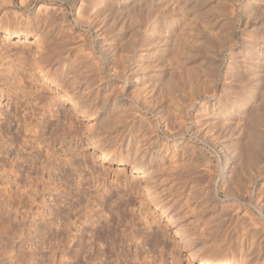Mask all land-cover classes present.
Here are the masks:
<instances>
[{"label": "rangeland", "instance_id": "1", "mask_svg": "<svg viewBox=\"0 0 264 264\" xmlns=\"http://www.w3.org/2000/svg\"><path fill=\"white\" fill-rule=\"evenodd\" d=\"M28 1L22 8L19 0L0 1V264H198V258L212 254L232 264H264V221L255 225L247 212L260 214L255 208L258 198L264 213V112L256 107H251L249 111L257 110L252 113L239 111L243 69L239 62L221 68L215 61L221 52L217 0H190L186 10L169 13L170 39L165 42V34L160 35V46L150 41V33L133 28L143 43L138 56L119 65L126 71L122 79L108 74V91L93 92L78 110L66 87L55 84L57 76L38 68L49 55L38 26L41 16L36 15L44 0ZM160 1L175 0H135V6L149 2L155 15ZM48 2L54 8L66 7L75 23L64 0ZM242 25L239 19L238 39ZM13 31L19 36L10 35ZM81 31L93 35L89 28ZM128 32L130 28L123 36ZM172 38L182 41L181 47L177 42L179 49ZM14 74L22 79L20 84ZM30 79L45 89L35 84L30 89ZM27 91L30 95H23ZM103 93L106 108L92 112ZM112 93L123 95L122 110L114 108ZM50 94L54 103L60 98L51 108L58 112L51 118L52 111L45 112L49 126L36 129L44 139L36 155L25 143L26 126L19 125L24 120L40 122L36 113L44 107L35 98ZM65 112L76 126L69 134ZM252 117L260 121L253 122L255 129L249 126ZM4 118H10V126L2 125ZM106 120L115 130L105 134L101 126ZM155 140L163 146L153 154H140L155 164L148 169L151 194V186L137 180L121 160L125 151L138 148L139 154L147 141ZM46 151L53 153L52 159ZM36 185L38 194L33 191ZM29 188L34 201L28 208ZM170 206L174 213L162 210Z\"/></svg>", "mask_w": 264, "mask_h": 264}, {"label": "bare ground", "instance_id": "2", "mask_svg": "<svg viewBox=\"0 0 264 264\" xmlns=\"http://www.w3.org/2000/svg\"><path fill=\"white\" fill-rule=\"evenodd\" d=\"M48 1L53 0L41 1L42 3L38 6L36 11V15L38 14V16H41V23L39 22L38 26L39 30H42L41 32H43V37L45 39V42L43 43L44 50L49 54L46 55V58L43 59L42 63L38 65V68L42 72L45 69H49L53 72V76H57V81H59V83L55 82V84H61L66 87L67 94L69 96L68 98L69 100H71V103L74 107L73 109L78 110L81 103L82 105L85 104V106L87 103H89L88 101L91 99L93 92H103V89L104 91H108L107 88H109V85L105 81V79L108 78V74L122 79L124 75L122 73L126 71L122 72L121 70H119V65H122L123 63H126L128 65L133 62L138 56V47L143 46V43L139 41V33L136 31L138 28L141 30V32L143 31V33H150L149 36H153V38H150L152 39L150 41L156 43L157 45L163 43L160 42V35L162 34L163 36L165 34V36L161 40L164 39L165 42H167L170 39L169 23L171 22H168L167 20V18L169 17V13L175 10H186L188 8L187 3L190 0H175L171 2V4L170 2L168 3L166 1H160L158 4V8L156 6V9L158 11H155V15L150 14V10L152 9L150 1V3L148 2V5H138V8H136L137 5L135 3V0H64L67 4L70 5L75 14V23H72L69 20L70 18L67 14L68 11L66 12V7L54 8V6H52V2L50 3ZM197 1L199 2V0ZM25 2L30 3V1L28 0H19V7L22 8V6H25L23 4ZM216 2L217 14H215V20L218 33L217 37L219 36L218 38H220V41H218V39L216 40L219 42L218 46L219 49H221V52H217L218 55H216L215 61L221 66V68L224 67V64L226 63H228L229 65L230 63L235 65L239 62V67L243 69V72L241 73H243V83L245 84L242 85L245 87V90L243 92V96L239 102V105L237 106V108H239V111L248 110V112L252 113L253 111L255 112L259 109L260 111L264 112V0H217ZM3 3H0V5ZM28 3L26 4V7L28 6ZM145 4L147 3L145 2ZM135 9L137 13L133 12L135 11ZM56 11L57 13L59 11L60 15H58L59 13L57 14ZM136 18L138 19V22L136 21ZM239 19L242 20V26L244 27L242 30L240 29V37L242 39H238L239 37H237ZM257 24H259L258 28L252 27ZM82 28L91 29L93 31V35H90V33L87 31H81ZM126 28H130V32L125 34L128 35V37L123 36ZM133 28L137 29L133 31ZM11 34L12 36H19V33H17L16 31H13L12 33H10V35ZM21 36L24 37V35H20V37ZM141 36L142 34L140 35V37ZM170 36L172 35L170 34ZM32 39L33 38L31 37L30 40ZM174 39L176 40V38ZM138 42L141 43L140 46ZM172 42L174 43V41ZM177 42L180 45L182 41L180 42L176 40L173 45L179 49L182 44L180 45V47H178L179 45L177 44ZM23 43H25V41ZM33 43H37V40H34ZM52 47L55 49L53 50ZM174 49L172 51H174ZM49 52H51V54ZM167 53L169 52L166 51V54ZM171 57L172 59L176 58L175 54ZM237 59L239 60L237 61ZM109 68L111 71L109 70ZM14 76L16 77L17 75L14 74ZM249 77L251 78L249 79ZM45 79H47V77ZM15 80L20 84L22 79L16 77ZM33 84L39 86L41 90L45 89L43 85L34 83L33 80L30 79V89L33 87ZM242 85H240V88ZM18 88V90L23 91L24 87L20 86ZM30 93L27 91L23 95H30ZM105 93H103L102 95L104 96V98L100 97L98 102L94 104V107L91 110L92 112H97L102 108H106L107 100L105 99ZM113 94L115 93H112V95ZM113 96V106H115L114 108L117 109L119 107V109L121 108L122 110V105H124V99L122 97L123 95L120 96V94H115ZM54 98L55 97L51 94L49 96L40 95V97L35 98L38 99L39 103L37 102V104H42V106L44 107V111L42 113H36L37 116L42 117L40 118V122L38 121L35 122V124H26L24 120L23 123L19 125L26 126L25 130L27 134L25 143L29 148L35 151L36 155H38V152L40 150H43L41 144L44 143V139L42 140V137L40 135H37L36 129L39 126H49V122L45 119L44 114L45 112H51V108L53 107L52 105L60 100V98L58 97L57 102L54 103ZM15 103L19 105V99H17ZM251 107H256L257 110L255 108L254 110L249 111L252 109ZM57 112V109H55L54 112L52 111L51 114L49 113V118L55 117L57 115ZM67 115L69 114L66 113L64 117L66 118V124L70 129L67 132L69 134L74 132L76 126L75 121L72 118L73 116L69 115L67 118ZM28 116L29 115L26 114V117ZM255 118L252 117L251 120L248 118V120L251 121H249V124L252 123L248 125L254 126V128L252 127L253 129H255V125L253 122L256 120L257 123L260 122ZM4 121L5 125L2 124L3 126H10V118H4ZM59 124L60 122L58 121V123L53 124V126H58ZM260 124H264V121L262 120ZM104 125L105 126H101V129L105 134L113 131L114 126H109V121L106 120L104 122ZM147 142L143 145H148L147 148L143 149L139 154L137 153L139 150L138 148V150L134 149L132 153L130 149L125 151V155L121 160V163L130 166L132 174H137V176H135L136 179L141 183H146L145 185L149 187L152 185L153 178L148 169L152 168V166H154L155 164L152 165V161L143 159L144 156L141 157L140 154L146 153L147 150V153L153 150V154L156 152L155 148L160 144H162L163 146V143H161L159 140H155V143ZM262 144L261 146H263L264 148V140L262 141ZM132 146L134 148V145ZM253 151L254 152H252V157L256 159L259 154L255 152V149ZM46 157L47 159H52L53 153L50 154L48 151H46ZM1 167L4 170V166ZM226 169L227 166L225 163L220 171L221 176L223 173V178L227 177ZM9 172L13 171H8L7 173ZM5 173L6 172L4 171V174ZM125 186L126 188H128V190L133 191L130 182L128 183L126 181ZM152 188V186L149 187V191L151 194L154 193V190ZM33 191L36 194L39 193L37 185L35 186V189ZM33 191L31 189L29 191H26V204L28 205V208L31 206L30 203L34 201L32 195ZM103 192L106 194L110 193V191L108 190H104ZM102 199H104V197H102ZM255 201L258 202L260 200H258V198H255ZM256 202L255 208L259 210L260 214L258 213V215H260L263 219L258 217V215H256L254 212H249L246 210L249 213V218L251 219V221H255V225L256 222L263 223L264 221V213L262 212V210H260V207H258V204ZM162 210L164 212H167V214H172L175 212V207L170 206L168 208H162ZM195 250L196 249H193L192 253H190L193 259V252H195ZM197 263L232 264L230 260L222 259L221 255L218 254L204 255L203 257L198 258ZM26 264H28V262Z\"/></svg>", "mask_w": 264, "mask_h": 264}]
</instances>
